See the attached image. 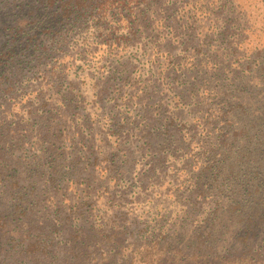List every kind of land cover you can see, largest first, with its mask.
<instances>
[{"label": "trees", "instance_id": "16d2710c", "mask_svg": "<svg viewBox=\"0 0 264 264\" xmlns=\"http://www.w3.org/2000/svg\"><path fill=\"white\" fill-rule=\"evenodd\" d=\"M41 3L43 9L55 11L56 25L65 21L82 26L84 18L90 19L92 26L101 28V42L107 39H114L111 42L116 44L137 41L149 30L155 33L154 24L162 22L165 26L162 25L161 31H174L172 34L178 37L176 42L183 48L181 53L185 57L172 58L171 52L178 47L169 40L163 45L173 59L164 71L166 85L154 76L145 86L140 82L132 83L131 87L138 89V93L134 90V94L125 96L126 101H121L128 107L115 115L114 130L110 129L117 137L113 146L105 140L97 143L94 138L84 137L82 131H78L79 125L75 126L73 134L77 132V140H85L83 149L92 162L84 155L68 158L61 141L71 135L57 132L61 129L53 123L57 116L60 121L68 119L66 116L61 118L58 112L35 113L37 109L54 106V99L45 100L39 95L38 108L30 103L35 108L28 113L35 116L36 130L29 121L6 124L9 137L0 143V264H264V245L251 248L246 244L241 252L224 253L216 244L208 243V238L196 235L190 244L180 247L179 241L169 238L164 230L140 228L135 222L127 224L123 214H102L98 218L93 208H89V200L83 201L93 195L91 179L81 192L85 196L81 202L77 189L73 192L74 187L63 188L66 194L71 189L66 196L59 190L61 182L78 179L79 172L87 171L89 165L95 172L98 165L101 166L107 173L106 178H119L129 160L125 156H131L127 143L135 137L140 141V150L147 152L159 143L154 148L157 156L153 158L150 171L166 172L170 155L185 156L180 166L190 175L189 181L198 188V193L208 190L206 193L217 192L220 197L225 193L221 191L224 188L234 195L243 197L245 194L244 220L249 224L263 223L264 46L250 53L245 51V41L256 31L251 28L247 10L243 12L235 0H212L211 7L205 10L204 25L194 34V29L179 21L171 5L164 0H43ZM140 5L144 9L135 14ZM257 6L261 9L259 18L264 32V0H259ZM153 7L151 14L149 10ZM111 22L126 24L127 34H117L120 27ZM50 25L53 30V23ZM25 27L22 23L15 27L14 37L24 35ZM38 49L34 51V60L39 63L45 60L40 66L42 84L49 87L59 84L65 79L64 68L58 65L62 52L56 51V55L49 57ZM53 56L59 58L54 61ZM189 56H192L189 66H183ZM8 62L5 58L3 63ZM10 70L11 67H5L0 74L3 87L0 90L5 93L13 89ZM128 80L111 75L102 83L104 86L98 82L99 102L104 103L113 89V92L119 89L116 100L120 98L117 95L122 94ZM165 86L174 89L171 111L162 104L166 97L160 92ZM64 97L62 113L73 115L76 96L68 91ZM130 106H137L136 109L142 106L144 114L130 115ZM74 118L71 117V123L76 122ZM89 121L86 117L82 123L87 125ZM35 131L36 143L43 150L35 159L28 160L23 152L33 145L30 143ZM55 141L61 144L55 145ZM78 145L76 147L80 148ZM48 160L53 164L47 166ZM11 162H14L11 167L19 169L18 176H5ZM173 163L175 169L177 164ZM103 182L106 184L107 180ZM92 187L95 190L96 186Z\"/></svg>", "mask_w": 264, "mask_h": 264}, {"label": "rangeland", "instance_id": "374dc122", "mask_svg": "<svg viewBox=\"0 0 264 264\" xmlns=\"http://www.w3.org/2000/svg\"><path fill=\"white\" fill-rule=\"evenodd\" d=\"M41 1L43 0H0V74L5 67H11L10 72L12 71L13 74H11L12 91L5 93L3 89L0 90V134L3 133L0 143L6 140L7 136L9 137L6 130V126L9 124L29 121L33 130L37 129L35 116L28 112L35 108L30 106L31 102L37 108L39 107L38 96L40 95L45 100L54 99V106L37 109L39 111H35V113L58 112L61 118L64 116L68 118L60 121L57 116L53 121L58 126L57 128L61 129L57 132L62 131L71 135L70 138L67 137L61 141L69 154L68 158L73 159L76 157L75 155H84L89 158L88 153L83 149L85 140H77L78 135H75L77 132L73 134L76 130L75 126L79 125L78 131H82L84 137L90 140L94 138L97 143L105 140L110 146H113L117 137L110 129L114 130L115 115L128 107L121 101H126L125 96H129L134 90H136L135 93H138V89L131 87L132 83L140 82L141 86H143L142 83L145 86L149 78L154 76L160 78L166 85L167 75L164 71L170 66L172 58L185 57L181 53L183 48H179V42H176L178 37L172 34L174 31H161L162 25L165 26V24L159 21L152 28L156 30L155 33H151L149 30L142 34L137 41H124L116 44V42H111L114 39H107L108 41L101 42L103 40L99 37L101 28L92 26L89 22L90 19L85 20L84 18L82 26L66 24L65 21L56 25L54 24L55 21L57 22L54 17L55 11L52 8L43 9L45 7ZM164 1L171 5L170 8L173 9L177 19L182 20L189 28L191 27L190 29H194L195 34L196 30L205 23V10L207 7H211L209 4L212 0ZM173 2H177V4H173ZM257 2L259 3V0H235L236 5L243 12L247 10V15L251 16V28L256 29L244 43L245 51L249 53L256 47L264 46V32L261 30L259 18L261 9L257 6ZM143 9L140 5L139 9L134 12L136 14ZM154 10L153 7L149 11L152 14ZM50 22L53 23V30L50 29ZM21 23L22 26H27L24 29L25 33L22 36L14 37L13 29ZM111 23V25L120 27L117 34H127L126 24ZM157 34H160L161 37L158 38ZM169 40L178 47L171 52L172 58L163 48V45ZM37 47H39L37 51L43 52L49 57L56 55V51L62 52V57L58 59V65L60 68H64L62 74L65 79L59 84L50 85V87L42 84L43 69L40 66L45 60L41 61L42 64L34 60V51ZM158 48L162 50H158ZM192 48L195 50L196 47L192 46ZM5 58L9 59L8 64L3 63ZM57 58L59 57L53 56L52 60L55 61ZM191 60L192 56L186 58L183 61V66H189ZM111 75L119 80H129L124 84L122 94L117 95L120 98L116 100V92L119 89H115L116 92H113V89L110 96L107 95L105 102L101 103L96 96L99 89L98 82L104 86L102 83L107 79V76ZM1 88L3 87L0 86ZM68 91L71 95L76 96L74 99L77 102L73 104L76 108L71 110L73 115L69 112L68 115L64 114L61 110L62 102L65 100L64 95H67ZM124 93L127 95H123ZM173 93L172 86H165L160 92L166 97L162 102L164 108L170 110L174 107ZM130 107L128 109L130 115L144 114L142 106H138L137 109V106ZM77 112L80 115H77ZM74 116L76 122L72 121L73 123H71L70 119ZM86 117L90 119L87 125L82 123ZM35 135L36 131L31 136L30 144L33 145L26 148L25 153L23 152L28 160L35 159L36 155L43 150L36 143ZM61 142L55 141L54 144L59 145ZM155 144L154 148H157L159 143ZM77 145L80 148H77ZM139 145L140 141H137L135 137L130 143H127L131 149V156H125L129 160L125 164L123 175L119 178L114 176L106 178L107 173L99 165L96 172L93 170V166L85 165L88 169L85 172H79L78 179L74 177L60 183L61 194L66 196L71 192L70 189L68 194L65 193L67 190L63 188L66 185L74 187L73 192L77 189L78 196L81 195V199H79L81 202L82 198H85L81 192L87 188L91 179L94 184L90 187L93 195L91 194L83 201L88 202L89 200L88 204L91 205L89 208H93L98 218L102 214H107V216L116 213L123 214L122 217L126 218L127 224L135 222L140 228L155 227L161 232L164 230L168 236H171L169 238H176L179 241L180 247L190 244L196 235L208 238V243L216 244L219 246V251L224 253L241 252L247 246L258 248L264 245V222L249 224L244 220L246 218L245 204L243 203L245 194L243 197L234 195L224 188L221 191L225 193L220 197L217 192L211 193L212 195L210 192L206 193L208 190H205L206 194L198 193V188L196 189L189 181L190 175L184 172L180 166L185 156L179 154L168 157L167 163L170 166L166 172L157 170L153 173L150 171V165L154 163L153 158L157 156L155 155L157 151L154 148L149 150L151 152L140 150ZM16 156V153L15 156L12 155V159L14 160ZM90 160L92 162V158ZM173 162L177 164L175 169ZM13 163L11 162L6 168L5 176L19 175V169L17 171L11 167ZM46 164L50 166L53 161L48 160ZM164 173L166 175H163ZM19 179L23 181L22 178ZM105 179L107 180L106 184L103 182ZM92 186H96L95 190ZM175 191H178L179 194ZM63 200L66 201V199ZM240 201L242 203H239ZM1 210L2 207H0V214ZM246 244L249 245L246 246Z\"/></svg>", "mask_w": 264, "mask_h": 264}]
</instances>
